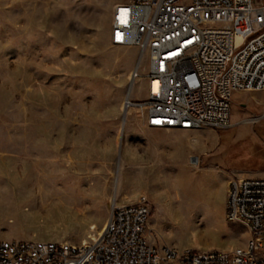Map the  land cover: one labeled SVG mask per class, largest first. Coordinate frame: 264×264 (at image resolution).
Returning <instances> with one entry per match:
<instances>
[{
  "label": "rangeland",
  "instance_id": "374dc122",
  "mask_svg": "<svg viewBox=\"0 0 264 264\" xmlns=\"http://www.w3.org/2000/svg\"><path fill=\"white\" fill-rule=\"evenodd\" d=\"M123 1L0 0V238L80 244L145 195L153 244L244 248L227 189L264 171V91L235 92L224 129L148 127L125 111L146 96L148 60L111 42Z\"/></svg>",
  "mask_w": 264,
  "mask_h": 264
},
{
  "label": "built area",
  "instance_id": "2783aa9c",
  "mask_svg": "<svg viewBox=\"0 0 264 264\" xmlns=\"http://www.w3.org/2000/svg\"><path fill=\"white\" fill-rule=\"evenodd\" d=\"M111 42L148 60L145 98L126 100L148 127L224 129L235 92L264 91V0H125L114 7ZM151 215L142 195L116 205L86 243L0 238V264H264V178L228 184L226 218L250 232L232 252L153 244Z\"/></svg>",
  "mask_w": 264,
  "mask_h": 264
},
{
  "label": "bare ground",
  "instance_id": "6f19581e",
  "mask_svg": "<svg viewBox=\"0 0 264 264\" xmlns=\"http://www.w3.org/2000/svg\"><path fill=\"white\" fill-rule=\"evenodd\" d=\"M132 79V83H133V78H131ZM127 110V105L125 104V111ZM127 112V111H126ZM192 164H193V167L195 166V167H198V165H199V159L198 158H193L192 159ZM191 164V165H192ZM47 181L48 180H50V179H46ZM68 199V198H67ZM70 199V198H69ZM58 201H60V200H58ZM115 203H117V199H116V195L113 197V199H112V204L114 205ZM96 228V226L95 225H93L92 227H91V229L92 230H94ZM103 229V228H102ZM102 229L100 230V231H98V232H94V233H91L90 235H89V237L88 238H90V239H96L97 238V235L99 234V233H101V231H102ZM87 238V239H88ZM87 239L86 240H83L82 242L83 243H86L87 242Z\"/></svg>",
  "mask_w": 264,
  "mask_h": 264
},
{
  "label": "crops",
  "instance_id": "0c3cea01",
  "mask_svg": "<svg viewBox=\"0 0 264 264\" xmlns=\"http://www.w3.org/2000/svg\"><path fill=\"white\" fill-rule=\"evenodd\" d=\"M238 178H264V171H244L237 174Z\"/></svg>",
  "mask_w": 264,
  "mask_h": 264
},
{
  "label": "snow or ice",
  "instance_id": "6c2138e0",
  "mask_svg": "<svg viewBox=\"0 0 264 264\" xmlns=\"http://www.w3.org/2000/svg\"><path fill=\"white\" fill-rule=\"evenodd\" d=\"M154 123H159V121H154Z\"/></svg>",
  "mask_w": 264,
  "mask_h": 264
}]
</instances>
